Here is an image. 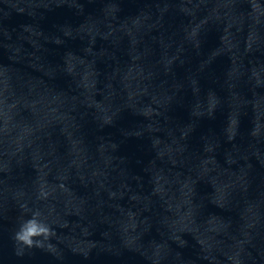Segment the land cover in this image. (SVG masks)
Listing matches in <instances>:
<instances>
[{"label":"water","instance_id":"1","mask_svg":"<svg viewBox=\"0 0 264 264\" xmlns=\"http://www.w3.org/2000/svg\"><path fill=\"white\" fill-rule=\"evenodd\" d=\"M0 264H264V0H0Z\"/></svg>","mask_w":264,"mask_h":264},{"label":"clouds","instance_id":"2","mask_svg":"<svg viewBox=\"0 0 264 264\" xmlns=\"http://www.w3.org/2000/svg\"><path fill=\"white\" fill-rule=\"evenodd\" d=\"M39 216V211L33 212L32 216L20 225L18 231L15 233V239L20 244L28 247L34 245L42 246V241L34 238L41 237L46 240L51 235L50 227L41 222L38 219Z\"/></svg>","mask_w":264,"mask_h":264}]
</instances>
